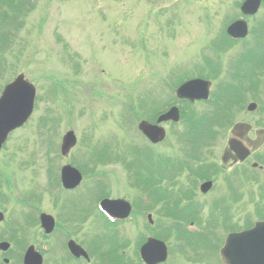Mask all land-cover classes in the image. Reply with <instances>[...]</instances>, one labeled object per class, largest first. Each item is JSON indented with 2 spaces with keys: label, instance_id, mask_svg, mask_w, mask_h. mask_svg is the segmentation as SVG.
<instances>
[{
  "label": "rangeland",
  "instance_id": "374dc122",
  "mask_svg": "<svg viewBox=\"0 0 264 264\" xmlns=\"http://www.w3.org/2000/svg\"><path fill=\"white\" fill-rule=\"evenodd\" d=\"M239 2L241 0H32L27 6L28 13L22 20L23 28L15 36L16 47L24 46L25 54L21 57L23 51H18L19 55L13 58L9 55L5 56L8 59L7 63L1 61L0 92L13 78V74H21L25 80L34 84L37 106L27 126L10 137L4 152L0 154V192L2 194L12 192V195L16 197L18 190L32 191L34 190L33 185L25 187L22 178L31 180V176H34L40 183L47 182L48 186L45 191L48 195L43 194L37 215L47 213L56 217L59 212L56 210L54 200L59 207L67 198L73 196H76L74 199L76 207L87 212L91 201L98 196V190L91 189L92 184L95 179L104 178L103 184L106 189L103 188L102 192L108 194L109 199L121 198L133 207H140V196L146 195H135V190L127 185V179H132V173L131 170L123 168V165L120 166L121 157L118 154L122 153V146L129 145L123 152H126L123 155L127 159L126 166L130 162L133 164L134 160H140L141 163L145 161L143 168L149 169L148 163L150 164L152 153L169 155L172 146L176 147V138L170 135L166 142L156 147V152L148 147V143L140 137L136 129L138 124L137 95H142L143 98L150 96L156 105L172 102L174 94L171 91H175L177 82L186 80L188 75L190 77L206 75L195 68L205 67L208 62L207 58L218 57L217 62L221 66L219 77H223L228 63L234 59L240 45H232V47L222 45L224 48L227 47L225 51L220 47V49H214L217 52H212L207 47L220 44L221 40H218V36L220 37L226 25L237 17ZM260 14L264 16V7L260 9ZM30 29L32 32H29ZM27 32L29 33L26 37ZM241 43L244 46L250 44L247 41ZM258 92L259 94L255 97L257 100L248 98L247 105L261 101L264 85L260 86ZM259 95L261 96L258 97ZM234 120V122H244L252 126L256 124L264 126V108H261V112L256 110L252 114H246L244 108V111L239 113ZM68 131L75 133L78 144L68 158H60L61 138ZM39 132L43 134L42 137L39 136ZM227 134L225 135L223 131L222 139L218 138L215 144V141L212 142L208 156L213 161L219 160L218 157L227 141ZM105 145L113 147L111 154L114 156L111 159L117 160L115 164L111 163V155H107L109 152H104L107 154H102L97 160V155L101 153L97 154L92 151L93 148L99 150ZM87 146H90V151ZM139 147L146 148L148 151L141 153L140 156L135 150ZM135 152L136 155L133 154ZM259 153L258 155L264 157V148H261ZM89 154L94 157L90 158ZM106 155L109 157L108 161L103 159ZM102 161L108 163H102ZM71 162H76V167L83 170L87 163L91 165L90 168L93 164L96 165L95 173L99 174L100 178L83 172L85 178L75 192L63 194V191L59 192V190L57 195L52 197V193L49 194L51 189L61 187L59 177H57L60 167ZM207 163H212V161L207 158ZM18 166L22 168L19 169ZM24 166L25 171H23ZM20 170L25 172L24 175H19ZM180 170L172 176L171 182L165 180L167 184L159 182L158 186L169 185L171 187L174 184L178 188L181 187L184 172ZM2 181H8L10 188L3 187L5 182ZM18 182L21 183L20 185L23 184L22 188L18 186ZM38 182L36 181L35 184ZM236 189L241 198L233 207L229 204L228 211L224 212L219 206L209 216V208H204L201 204L199 207L201 208L198 213L200 218H207L204 223L212 220L213 225L220 226L216 230V235L220 237L224 234L221 243L230 231L228 229L230 223L226 224L225 228L221 227L225 225L223 218L225 213L229 217H235L237 227L235 231L247 227L246 221H250L249 225L252 226L256 221L261 220L257 218L264 216V197L256 195L251 200L253 205L251 202L248 205L246 202L249 201L252 190L248 193L247 186L241 180L237 183ZM170 190L175 193L173 187ZM153 195L156 196L155 193ZM208 196L206 197L209 198ZM9 197L13 201L11 194ZM175 198L177 199V195ZM196 200L204 201L203 199ZM20 201H25V199H20ZM242 202L245 204L242 206L243 210L240 211V207L238 209L236 207L238 204L242 205ZM29 203L36 206L33 200ZM93 204L92 207L95 208ZM77 208L76 211H78ZM17 210H21V207L18 204L14 207L11 202L5 212L16 215ZM159 210L166 212L161 205L152 209H142L140 217H136L134 222L124 223L116 230L119 232L118 242L122 240L125 244L129 243L125 247H129L130 251L123 253V258L129 260L132 254L135 257L132 242L139 243L151 235L162 239L171 249L175 248L176 234L171 232L172 229L167 228L162 220L154 216L155 213L158 217L160 216L157 212ZM232 211H234L233 215H231ZM258 212H260L259 215ZM94 215H98L95 209L90 212V249L93 248V241L109 247V244L103 241L111 243L115 240V235L110 227L103 226ZM148 215L153 220L154 229L146 224ZM64 217H66L65 214ZM9 219L7 215V222ZM56 221L57 228L66 232L67 226L62 222L63 218H57ZM85 221L88 222L87 218ZM169 223L170 221L167 220L166 225L169 226ZM144 224L149 227L148 230H145ZM4 225H0V237L7 229ZM75 226L76 228L70 233L72 235L76 230L74 238L77 243L82 244L87 240V224L79 229H77L79 226ZM203 228L206 229V233L207 231L211 233L212 229L209 227ZM156 230L160 234H155ZM29 232L31 240L24 238L23 235L19 238L18 245H12L11 254L9 253L10 256H14L12 264H20L17 259L22 255L23 248L29 245L41 246V231L38 227H34ZM58 235H61L59 231L53 234L51 239H60L57 241L62 243L63 240ZM138 236L144 237L136 240ZM211 236V241L219 242L221 239L213 234ZM5 241L10 242L9 239ZM51 245L53 253L59 254L61 251L58 250L59 245L55 242ZM13 249L15 254L12 253ZM103 250L106 249L103 248L100 252ZM205 260L208 259L205 258ZM164 264L186 263L173 251ZM204 264L219 263L213 254Z\"/></svg>",
  "mask_w": 264,
  "mask_h": 264
},
{
  "label": "flooded vegetation",
  "instance_id": "af4514ba",
  "mask_svg": "<svg viewBox=\"0 0 264 264\" xmlns=\"http://www.w3.org/2000/svg\"><path fill=\"white\" fill-rule=\"evenodd\" d=\"M244 1V0H243ZM260 15V14H259ZM246 23L248 25L249 30V41L252 43H255L257 40L264 42V16H252L246 18ZM247 41V40H246ZM264 46V45H263ZM217 51V50H216ZM261 63V62H258ZM240 63L237 61L236 64L233 66L234 71L236 74L239 73L238 66ZM262 65L264 66V62H262ZM237 78V76H236ZM244 78L239 79L238 81H243ZM217 84L221 86V89H225L227 85H229V75L220 77L217 79ZM211 89H212V80H211ZM257 91V89H255ZM244 93V92H243ZM257 93V92H256ZM250 94H255L254 90ZM179 111L184 109L186 107V104L183 102L179 103L177 105ZM227 141L225 144V147L221 150L220 156L218 157L219 160L214 163H207L204 159V156L206 155L205 149L202 147H199L198 149L195 147H183L179 152L178 156L172 158L173 164L175 165V168L179 170V167H181L183 170H185L184 173V179L183 184L181 187H179L180 193L187 197V200L185 201V204H187L186 208H192L194 204L199 202H193L195 197L197 196V191L199 192L200 185L205 181H210L212 183V187L210 191L205 194L201 195L203 197L208 196V194H214L217 198V203H224L226 207L231 204L233 207V202H235V195L239 193V191L236 189L237 183L241 180L245 185L247 184V170L251 169L253 171L257 172V179L259 181L264 182V161H262L261 157L258 155L261 151V148L259 150H255L257 145L262 142V139L264 137H261L260 134L264 133V127L261 126H249V125H243L237 122L227 131ZM264 136V135H263ZM233 139L237 143H242L243 146L248 148L250 150V156L245 159L243 162L238 161V157L236 154L230 149L229 146V140ZM264 142V141H263ZM201 154V156H200ZM201 158L203 161V164L201 163ZM253 161H249V160ZM209 165V166H207ZM179 166V167H177ZM190 170H193L192 173H189ZM210 171H213L210 175L208 174ZM208 174V175H207ZM182 183V181H181ZM74 191H68V194H72ZM88 193V192H87ZM74 197L67 198V200L64 201V210H59V213L62 214L63 223L67 226V231L64 232L63 229L57 228L56 232H60L61 239L63 240L62 243H60L55 239L52 240L51 237L44 236L42 238V241L46 243L47 246H49V252L47 253H41L43 258V263L46 261V264H90V208L93 209V207H90L85 215V212L82 211V220L83 225L85 223V218L88 220V244L87 247L84 248L85 251L87 250L89 261L85 262L84 259H74L71 257V254L68 251L67 243L69 240H74L76 242V239L74 238L75 231L71 235V231L74 230V215L73 211L76 210V202H74ZM230 202V203H229ZM199 206V205H198ZM233 212V211H232ZM65 216L64 217V214ZM73 218V219H71ZM85 217V218H84ZM103 220V219H101ZM50 240V241H49ZM106 241V240H105ZM52 242H55L59 245V254L53 253L52 248ZM10 244V248L6 254H8L7 257V263L6 264H12L14 260L13 255H9V253L12 250V245L14 246L13 242H8ZM77 243V242H76ZM106 243H109L107 241ZM79 244V243H77ZM81 247H83L82 244H79ZM101 248V246L99 247ZM118 248H121L120 246ZM105 253V258L109 257L110 254V248L107 247ZM14 251V249H13ZM12 251V253H13ZM2 253H0L1 255ZM11 254V253H10ZM131 256L129 260L132 262H137L136 259H132ZM3 260V259H2ZM117 260V259H116ZM122 260V259H121ZM117 260L119 264H130L128 263L127 258L125 260L121 261ZM138 264V262H137ZM141 264V263H140Z\"/></svg>",
  "mask_w": 264,
  "mask_h": 264
},
{
  "label": "water",
  "instance_id": "95a60500",
  "mask_svg": "<svg viewBox=\"0 0 264 264\" xmlns=\"http://www.w3.org/2000/svg\"><path fill=\"white\" fill-rule=\"evenodd\" d=\"M260 1L264 0H248L241 10L245 14H254ZM228 33L235 37H244L246 35L245 23L239 22L231 26ZM34 88L23 81V77H18L10 85L6 86L0 97V148L6 140L7 135L14 129L23 125L30 116L34 101ZM178 95L188 98L190 101L204 97L207 95V85L200 81L189 82L177 91ZM253 106L250 110H253ZM173 115V112L159 118L158 122L167 121ZM174 117L177 116L174 114ZM139 130L153 143H159L164 138L162 129L156 126H150L146 123L139 125ZM76 139L72 132H68L62 139L61 154L66 156L70 149L74 147ZM230 146L236 149L239 159L242 161L247 155L237 144L230 141ZM80 181L79 174L70 167L62 169V182L64 187L72 189L78 185ZM123 201L102 202L103 209L111 215L125 218L128 214V207ZM125 207V208H124ZM124 209V210H123ZM2 216L0 215V221ZM41 227L45 233H50L54 227L53 219L46 215L40 217ZM70 250L79 255L76 251L78 248L69 244ZM3 249L5 247L3 246ZM143 256L149 261L154 259L155 262L165 259V249L159 243L148 244L144 247ZM81 254V253H80ZM157 255V256H154ZM33 249L30 248L25 255V264H40V260L35 257ZM221 258L224 264H264V223H256L254 227L246 232L229 235L224 248L221 251Z\"/></svg>",
  "mask_w": 264,
  "mask_h": 264
},
{
  "label": "trees",
  "instance_id": "16d2710c",
  "mask_svg": "<svg viewBox=\"0 0 264 264\" xmlns=\"http://www.w3.org/2000/svg\"><path fill=\"white\" fill-rule=\"evenodd\" d=\"M0 6H2V4H0ZM211 107H212L211 108L212 109V112H210L207 116H202L201 117V120H200V129H199V132L198 133L203 134L206 130H207V133H208L209 132V129H211L212 126H220V122L222 124H226L227 123L226 122V121H228L227 114H224V113L221 112V109H223V107H221L218 102H216L215 104H212ZM190 119H192V116L189 117V120ZM206 120H207V122L209 124H207L206 122H204ZM192 124H195V121L192 120ZM204 125L206 127H208V128L204 127Z\"/></svg>",
  "mask_w": 264,
  "mask_h": 264
}]
</instances>
